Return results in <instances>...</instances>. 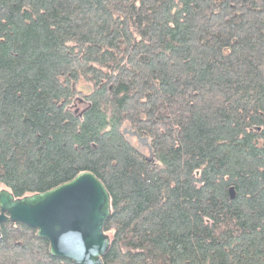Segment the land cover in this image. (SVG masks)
<instances>
[{
  "label": "trees",
  "instance_id": "1",
  "mask_svg": "<svg viewBox=\"0 0 264 264\" xmlns=\"http://www.w3.org/2000/svg\"><path fill=\"white\" fill-rule=\"evenodd\" d=\"M86 172L104 264H264V0H0V189ZM0 264L75 263L7 223Z\"/></svg>",
  "mask_w": 264,
  "mask_h": 264
},
{
  "label": "water",
  "instance_id": "2",
  "mask_svg": "<svg viewBox=\"0 0 264 264\" xmlns=\"http://www.w3.org/2000/svg\"><path fill=\"white\" fill-rule=\"evenodd\" d=\"M231 199L235 198L233 189ZM111 217V197L92 173L49 192L16 199L0 190V237L4 224H20L48 241L50 254L75 264H104L111 246L105 226Z\"/></svg>",
  "mask_w": 264,
  "mask_h": 264
},
{
  "label": "rangeland",
  "instance_id": "3",
  "mask_svg": "<svg viewBox=\"0 0 264 264\" xmlns=\"http://www.w3.org/2000/svg\"><path fill=\"white\" fill-rule=\"evenodd\" d=\"M81 99V98H80ZM123 134L129 144L135 148L140 154L148 159H152V151L150 146V140L147 136L139 135L130 128H125Z\"/></svg>",
  "mask_w": 264,
  "mask_h": 264
},
{
  "label": "flooded vegetation",
  "instance_id": "4",
  "mask_svg": "<svg viewBox=\"0 0 264 264\" xmlns=\"http://www.w3.org/2000/svg\"><path fill=\"white\" fill-rule=\"evenodd\" d=\"M81 102H80V105H82L81 107H85L86 104H83V101L81 99H79ZM75 108L77 109L76 112L78 113L79 110H80V106H75Z\"/></svg>",
  "mask_w": 264,
  "mask_h": 264
}]
</instances>
